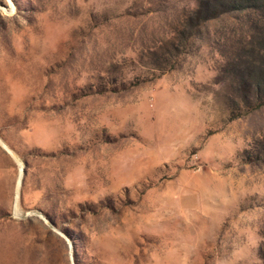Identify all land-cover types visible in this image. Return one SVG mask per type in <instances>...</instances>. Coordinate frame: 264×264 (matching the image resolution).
Instances as JSON below:
<instances>
[{
	"label": "rangeland",
	"instance_id": "rangeland-1",
	"mask_svg": "<svg viewBox=\"0 0 264 264\" xmlns=\"http://www.w3.org/2000/svg\"><path fill=\"white\" fill-rule=\"evenodd\" d=\"M0 264H264V0H0Z\"/></svg>",
	"mask_w": 264,
	"mask_h": 264
}]
</instances>
